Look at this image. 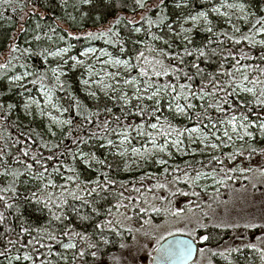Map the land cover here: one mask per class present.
Listing matches in <instances>:
<instances>
[{"label": "snow or ice", "instance_id": "snow-or-ice-1", "mask_svg": "<svg viewBox=\"0 0 264 264\" xmlns=\"http://www.w3.org/2000/svg\"><path fill=\"white\" fill-rule=\"evenodd\" d=\"M208 3L210 7L195 10L190 9V0H177L174 8L189 10L169 22L167 0H132L133 17L120 14L128 6L127 0H121L120 12L107 24L81 34L66 33L76 41L103 40L106 45L118 48V55L91 46L71 55L74 47L71 43L54 51L44 48L36 53L32 47H21L16 42L19 32L11 38L7 56L0 63V80L7 81V93L18 95L22 104L0 100V120L6 123L14 110L22 106L26 115L49 120L47 130L52 137L57 135L54 126L61 132L67 128V132L58 142L40 137L35 150L36 141L32 134L21 132L25 139L18 137L16 143L26 146L20 149L13 162L21 165L23 170L12 167L0 155L3 161L0 180L4 181L0 185V202L4 208L16 207L10 201L19 197L18 184L26 176L24 183H33L35 190H30L25 199L42 205L41 211L47 213L45 224L35 228L21 227L19 235L30 237L26 242L13 239L11 233L14 229L11 227L0 233V240L4 241L0 257L7 264H52L48 259L52 255L66 261V255L53 252V244L65 251H73L74 259H79L80 264H142L145 257L141 253L145 252L147 256L156 253V264H203L204 260L206 264H215L217 257L227 264H241L239 257L232 258L233 254L247 250L264 264V223L257 224L251 219L241 223L238 219H231L227 211L223 217L216 211L221 204L228 203L220 199L221 188L229 189L234 182L246 181L255 189L258 184L252 181L257 178L258 183H264V147H257L264 144V9L257 14L246 0H219V3L208 0ZM63 5L67 8L68 0H63ZM0 7H11L15 12L17 5L14 0H0ZM72 8L82 16L96 11L95 22H100L105 19L100 9L109 8V0H75ZM20 10L23 11V6ZM154 10L155 19L152 16ZM136 14L139 19L134 18ZM31 15L35 16L37 12L33 10ZM68 16L75 20L72 13ZM221 23L222 28L219 27ZM187 24L191 27H186ZM121 25L131 26L129 31L133 35L143 32L147 39H132L133 50L129 51L127 41L121 37ZM154 27H166L168 38L156 34L152 30ZM49 30L56 33L57 28ZM19 31L28 30L21 27ZM195 31L207 34L206 40L198 45L193 39ZM34 32L32 39L26 41L29 45L41 41L40 23H36ZM43 35L52 40L47 33ZM64 39L63 35L60 36V40ZM174 40H180L183 47L177 45L173 50ZM97 51L99 56H95V63H87ZM65 54H68L66 58ZM32 55H41L46 62L49 57L57 58L58 63L43 71L30 70L26 58ZM186 57L193 58L191 63L186 62ZM15 61H23L19 63L22 72L13 71L17 68ZM201 61L216 63L217 70L207 71L201 67ZM69 63L68 71L83 68L87 73L80 80L87 95L99 101L98 92L91 90L96 86L114 101V106L119 107V114L107 104L103 108L98 104L89 108L70 92L72 102L68 107L60 102L56 93L67 92L64 77ZM96 63L103 67L96 70ZM109 68L117 70L109 71ZM49 73L54 79L52 86L46 82ZM121 80L124 87H121ZM106 81H114L115 85ZM7 93L0 92V96ZM38 97H42V102ZM165 109L168 115L163 114ZM72 111L79 120L72 115L64 116ZM213 111L215 116L211 114ZM133 116L140 122L130 120ZM169 116L173 119L184 117L193 121V126L177 127ZM133 134L136 138H143L139 147L132 144ZM185 138L188 141L185 147L198 143L203 145L202 155L204 149L221 155L208 153L210 159L207 163L185 161L183 169L178 165L171 170L164 167L161 176L155 177V182L147 187L144 181L153 179L151 175L140 177L139 186L133 183L131 187L128 182L112 179L110 173L103 170L111 169L112 165L91 150L97 143L101 149H108L111 155L126 157L130 152L147 162L158 154L171 157L170 149L182 152ZM112 149L115 152H111ZM238 158L240 163H236ZM254 158L260 163H253ZM155 162L168 164L162 157ZM212 165L215 166L211 171L205 170ZM128 169L126 164L125 171ZM90 172L95 174V179L88 175ZM208 180L212 185L202 183ZM180 185L189 190H183ZM213 185L214 190L209 193ZM179 196L188 198L184 206L177 203ZM153 213L171 217L175 222L171 227L175 231L164 225L153 226ZM72 216L84 226L82 230H76L70 219ZM5 222V213L0 212V225ZM167 223L166 219L165 225ZM162 228L173 239L161 243L165 240ZM257 228L261 235L256 236L255 241H245L241 235H236L234 239L241 242L224 247L216 239L215 230L218 229L238 232ZM177 233H182L184 238L177 239ZM150 246L152 250L147 251ZM13 249L15 254H12ZM197 254L201 257L199 262L195 260ZM247 262L245 256L244 264Z\"/></svg>", "mask_w": 264, "mask_h": 264}, {"label": "trees", "instance_id": "trees-1", "mask_svg": "<svg viewBox=\"0 0 264 264\" xmlns=\"http://www.w3.org/2000/svg\"><path fill=\"white\" fill-rule=\"evenodd\" d=\"M75 2V0H68V7L65 8L63 5V0H14V3L17 5L16 11L13 12L12 8L9 7L7 9L0 7V63H3L6 56H7V50L11 43V38L13 36H16V34L19 32V35L17 37V43L21 47H32L33 51L36 53H39L42 49L47 48L50 51H54L57 47H66L69 43L73 44L74 47L71 49L70 54H78L79 51L87 46V45H98V46H105L110 48L113 53L116 55L119 54L118 48H113L111 45H106L103 40H95V41H86L84 39H81L79 41L72 40L67 36V31H72L74 34H81L83 32H86L88 30H95V28L101 27L102 24H107L108 20H111L118 12H120L121 9V0H109V8L107 9H100L101 12L104 13L105 19L100 22H95L96 17V11H93L91 15L88 16H82L79 12L74 11L72 8V4ZM177 2V0H167L168 5V14L170 17L169 22L175 21L177 17L183 16L186 14V12L189 9H176L174 8V3ZM214 3H219V0H213ZM246 2L249 4L252 11L257 12V14L260 13L262 9H264V0H246ZM131 3L132 0H127V7L123 8V11L120 12L122 15L126 16H133V13L131 11ZM20 6H23V11L20 10ZM211 5L208 3V0H190L189 7L190 9L195 10H201L204 7H210ZM35 10L37 12V15L32 16V11ZM45 15L44 19H40L41 15ZM68 13H72L73 16H75V20H72ZM138 15V14H136ZM24 17L23 20H21V17ZM153 19H155V10L152 13ZM139 19V18H138ZM36 23H40L42 25V39L39 42L33 41L31 45L27 44L26 41H30L32 39V36L35 34L34 29ZM140 26V25H136ZM24 27L28 31L26 32H20V28ZM51 27H56L57 31L56 33H52L49 29ZM146 27V25L144 26ZM177 27V25H176ZM219 27H224V25L221 23ZM131 26L125 27L124 25L120 26V32L121 37L127 41L126 47L129 49V51L133 50V45L131 43L132 39H147V37L144 36V33L141 32L139 34L133 35L129 29ZM156 34L158 35H165V38H168L167 34V28H153L152 29ZM219 30V28L217 29ZM43 33H47V35L52 36V40H48ZM64 36V40H60V36ZM207 38V34L202 31H195L193 33V39L196 45L200 44L202 41H205ZM159 44V42H157ZM179 45L181 48L183 45L180 43V40H174L173 41V50ZM162 46V45H161ZM124 57V56H122ZM127 58V57H124ZM193 58L186 57L185 60L188 63H191ZM218 58H213V60H217ZM23 61H15L17 63V68L14 69V72H22L23 69L19 68V63ZM26 62L29 65V69L33 70H40L43 71L47 68L52 67L55 65V60L52 57L48 58V61L46 62L44 60V57L41 55H32L30 57L26 58ZM201 67L206 68L207 71L213 72L217 70L218 65L216 63H210L206 64L203 61H201ZM230 67V64H229ZM65 71L67 72V75L64 77L65 81V88L67 89V92H57L56 95L60 98V102L65 106L68 107L69 103H71V99L68 95V92H70L73 96L77 97L83 105H86L89 108H95L98 104L100 108H103L105 104L108 105V107H113V111L116 114H119V107L114 106V101L109 100L105 96H99V101L86 96L83 94L81 85H80V72L78 70L76 71H68L66 68ZM135 73V72H133ZM49 86H52L53 81L51 78V75L49 73V79L46 81ZM199 81H197L198 83ZM70 85V88H69ZM29 87H32L31 85H28ZM0 92L7 93V81L6 80H0ZM37 92L34 90L33 95H36ZM0 100H10L11 102H17L18 104H22V99L12 93H7L4 96H0ZM135 104V101L133 102ZM195 103L199 104V101H196ZM164 115H168L167 110H164ZM213 116L216 115V113L213 111L211 113ZM68 115H72L76 120H79V117L75 116V111H72L71 113H65L64 116L67 117ZM101 119H103V114L101 115ZM169 119L172 120V123L177 127H191L193 126V121H189L184 117H175L174 119L169 116ZM130 120L139 123V118L133 116L130 117ZM34 130V131H33ZM53 130L57 132L56 137H52L47 130V124L43 118L40 117H33L26 115L23 111L22 106L18 107L14 112L11 114L10 118L5 123L4 121L0 120V155L3 156L5 160H7V163L11 165L12 167H18L21 170H23L21 165H16L13 162V158L16 157L21 148H24L26 145L23 143H16L17 138L19 137L20 140H24L25 137L21 136L20 133H31L33 136V139L36 141V144L33 145V150H35L36 146L40 143V137H43L46 141L51 142H58L61 138H63L64 132H67V128L61 132L59 128L53 127ZM39 134V135H37ZM257 135V134H256ZM133 140L132 142L136 145H139L141 143V140L143 138H136L135 134H133ZM116 139L115 137H113ZM257 139H260V136L257 135ZM28 143H31L30 141ZM66 143H70V141H66ZM239 147V145H237ZM257 147H264V144H258ZM85 151H89L88 147H84ZM91 150L96 152L97 156L101 159H106L108 163L112 165L111 169L104 168V171H108L110 173V177L112 179L117 180L118 182H128V186L131 187L133 183L136 184V186H139V178L144 176L148 177L151 175L153 179H145L144 186L147 187L148 185L154 183V178L157 176H161V174L164 171V167H168L170 170L177 165L183 169L185 167V161H191L193 164H195L196 161H204L207 163V161L210 159V155L208 154H187V155H177L175 154L174 157L168 158V164L167 165H159L156 164L154 161L145 162V165L143 168L134 170V171H125L123 169L122 163L118 156L111 155L108 149H101L97 143H94L91 147ZM41 151L45 152L47 154L46 150L41 149ZM228 151H231V149H228ZM111 152H113L111 150ZM212 154L215 155H221L219 152H214ZM245 163H247L246 158ZM236 163H240V158L236 161ZM253 163H260V160L258 158L253 159ZM3 161L0 160V166H2ZM215 165L210 166L209 168L205 169L207 171H211V167H214ZM83 168V165H81ZM93 179H95L94 173H88ZM171 179V177H169ZM27 180V177H23L21 181L18 184L19 189V197L11 200L10 202L14 203L16 207L12 209H5L3 202H0V212H4L6 216V222L2 225H0V233H3L5 228L11 227L14 229V231L11 233V236L13 239H20L24 242L27 241L30 237L27 234L19 235L20 229L22 226L29 227V228H35L39 227L43 224H45L47 219V213L46 211H41L42 205L36 204L34 201L25 199V196L29 194V191L35 190V185L33 183L25 184L24 181ZM4 181L0 180V185H2ZM180 187L188 191L189 189L185 185H180ZM199 190V189H198ZM213 191L212 188H209V193ZM11 195V194H9ZM111 199V197H109ZM208 197L205 196V201H207ZM115 202V201H113ZM181 202V201H179ZM182 203V202H181ZM107 206V205H105ZM18 209V210H17ZM153 216V223L161 222L163 219H166L162 214L156 215L152 214ZM168 218V217H167ZM71 220H73L74 225L76 226V230H82L83 225L80 224V222L75 218V216L70 217ZM89 231L91 230L90 224L88 225ZM254 231L255 229H247ZM216 232V239L220 241V244H222L223 241L227 240L228 238H231L235 232L232 230H215ZM32 235H35V233H32ZM65 242H67V238H64ZM129 242L131 240L129 239ZM82 246V245H81ZM60 247L53 244V252L57 253L60 252ZM4 250V241L0 240V251ZM42 252H47V249H42ZM12 254H15V249H13ZM239 253L233 254V259L238 257ZM255 257V254H253ZM52 261V264H80L79 259H74L73 257V251L71 252V255L67 256V260H62L60 257L56 255H52L48 257ZM257 263L259 264L258 257H255ZM0 264H7V261L0 257ZM216 264V263H215Z\"/></svg>", "mask_w": 264, "mask_h": 264}, {"label": "rangeland", "instance_id": "rangeland-1", "mask_svg": "<svg viewBox=\"0 0 264 264\" xmlns=\"http://www.w3.org/2000/svg\"><path fill=\"white\" fill-rule=\"evenodd\" d=\"M131 17H133V16H131ZM134 18L138 19L139 15H135ZM185 26L191 27V24H187ZM176 28L178 30V25ZM87 46L95 47L97 49L105 48L108 51L113 52L110 48L105 47V46H103V47L98 46V45H87ZM87 46H85V47H87ZM83 48L80 51H82ZM113 54L116 55L115 53H113ZM67 55L68 54H65V58L67 57ZM75 55H77V54H75ZM95 56H99V51H97V53H95L94 56H91L89 58V60L87 61V63H89V64L95 63ZM121 58H124V57H121ZM53 59L55 60V65H53L52 67H55L56 64L58 63V59L57 58H53ZM101 59H106V57H101ZM70 67H71V64L69 63V65H67L65 67V69L66 68L69 69ZM102 67H103V65H101V64H98V63L95 64L96 70H100ZM77 70L80 72V80L82 77L87 76V73L84 71L83 68H78ZM108 70L109 71H116L117 69L109 68ZM120 71H123V70L121 69ZM132 74L135 75V73H132ZM52 81L54 83L53 78H52ZM106 82L112 83L113 85H115L114 81H106ZM80 85H81V89H82L83 94L88 96L87 90L85 89V86L82 85L81 83H80ZM121 87H124L122 80H121ZM91 90L97 91L99 96H105L104 93L102 91H100L99 88H97L96 86H93V88ZM129 91H131V90H129ZM36 95H34V96H36ZM38 98L41 99V102H42V97H38ZM53 114L58 115L55 112H53ZM43 119L45 120L46 124L48 125L49 120L46 117ZM56 128H58V127H56ZM256 134L259 136L258 131ZM160 142H162V140ZM132 144H133V146H136V147L140 146V144L136 145L133 142H132ZM186 145H188V141L185 138V144L181 145V148L183 149V151L177 152L175 149H170V151L172 152L171 157H174L175 154L186 155V154H184L185 152H187L188 154H200V150H201V148H203V145H200L198 143L185 147ZM149 147H150V145H149ZM194 149H195V152H193ZM112 151L115 152V149H112ZM204 153L208 154V153H214V152L211 149H204ZM118 157L122 163L124 170H125V165L126 164L129 165V169L127 171H134V170L143 168V166L145 165V162H146V161L140 159L139 157L132 156V154L130 152H129L128 156H126V157H120V156H118ZM159 157H162L165 160H167L168 158L169 159L171 158V157H168L167 155H164V154H158L157 157H153L150 161L155 162L156 159ZM147 162H149V161H147ZM202 183H207L209 185H212L211 180L203 181ZM252 183H257L258 187L254 189L252 187L251 183H248L246 181H239V182L232 183L231 187L229 189L221 188L220 189V192H221L220 199L222 201H228V203L226 205L221 204L216 209L219 216L223 217L225 214V211H227L231 214V217H230L231 219H233V220L238 219V220H240L241 223L245 222V220H247V219H251L254 223H257V224L264 223V218H262V217H264V183H258V178L254 179L252 181ZM214 187L215 186L213 185L210 188H212L214 190ZM160 194H163V193H160ZM176 199H177V203L180 206H184L186 204V201L188 198L179 196ZM179 201H181L182 203ZM214 207H215V205H214ZM166 219L168 221L167 225H165ZM166 219H163L161 222H158V223L157 222L153 223V226L164 225L165 228H168L170 230L175 231V229L171 227L175 222L171 219V217H168ZM161 232L163 234H165V237L167 236L166 232H164L163 228L161 229ZM235 233L236 234H234L231 238H228L227 240L223 241L221 245H223L224 247H227L229 245L236 246L237 244H239L241 242V240L234 239V237L236 235H241V238L245 241H247V240L255 241L256 236L261 235V232L258 228L255 229L254 231L247 230V229H240L238 232H235ZM179 234H182V233H179ZM151 250H152V248L150 246L147 251H151ZM71 252H72L71 250L65 251L61 248L60 252H58V253H61L62 255L69 256V255H71ZM141 255L145 257L142 264H149L150 260H151V256H147V252L141 253ZM245 256L248 257L247 264H256L257 263V261H256L255 257L253 256V253L251 252V250H247V251H244V252L238 254V257H239L241 264H244ZM195 260L199 262V261H201V257H199V255L197 254L195 257ZM215 263L216 264H227L226 261L222 260L219 257L216 258ZM138 264H139V262H138ZM203 264H206V260L203 261ZM259 264H260V262H259Z\"/></svg>", "mask_w": 264, "mask_h": 264}, {"label": "water", "instance_id": "water-1", "mask_svg": "<svg viewBox=\"0 0 264 264\" xmlns=\"http://www.w3.org/2000/svg\"><path fill=\"white\" fill-rule=\"evenodd\" d=\"M176 238H177V239H183L184 236H183V234H179V233H177V234H176ZM171 239H173V238H172V237H168V236H166V237H165V240H164V241H161V243H166L168 240H171ZM155 256H156V253L153 252L149 264H156V260L154 259ZM195 257H196V255H195Z\"/></svg>", "mask_w": 264, "mask_h": 264}]
</instances>
